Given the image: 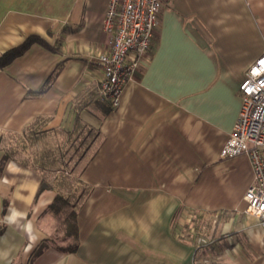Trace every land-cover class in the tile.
<instances>
[{
  "label": "crops",
  "instance_id": "crops-1",
  "mask_svg": "<svg viewBox=\"0 0 264 264\" xmlns=\"http://www.w3.org/2000/svg\"><path fill=\"white\" fill-rule=\"evenodd\" d=\"M165 1L150 58L119 104L104 116L96 101L78 112L99 135L77 172L91 191L77 209L75 251L45 242L57 227L45 211L55 192L35 199L37 170L14 155L2 162L0 151V264H264V233L243 199L250 159L219 156L239 84L264 53V0ZM107 4L0 0V53L31 34L56 48L33 42L0 69V133L37 117L47 119L41 130L71 127L101 75L93 57L107 47ZM193 211L205 212L204 232Z\"/></svg>",
  "mask_w": 264,
  "mask_h": 264
},
{
  "label": "built area",
  "instance_id": "built-area-1",
  "mask_svg": "<svg viewBox=\"0 0 264 264\" xmlns=\"http://www.w3.org/2000/svg\"><path fill=\"white\" fill-rule=\"evenodd\" d=\"M165 5V0H108L102 22L107 47L93 60L101 70L99 96L107 97L113 108L124 83L150 58ZM239 91L238 116L219 156L249 157L252 182L243 194L245 210L258 217L264 233V53L246 71Z\"/></svg>",
  "mask_w": 264,
  "mask_h": 264
},
{
  "label": "trees",
  "instance_id": "trees-1",
  "mask_svg": "<svg viewBox=\"0 0 264 264\" xmlns=\"http://www.w3.org/2000/svg\"><path fill=\"white\" fill-rule=\"evenodd\" d=\"M33 42H37L50 50L56 49L40 35L31 34L21 43L0 53V69H3L15 57L21 55ZM94 63L97 65L96 62ZM60 68L61 63H57L42 86L37 90H33V92L35 94L42 93L56 77ZM99 95L98 80L95 88L90 89L87 96L75 106L76 114L71 127L68 129H54L61 135L59 143L52 149L48 148L44 150L39 156V160H37V168L44 170L46 168H52L55 165L59 171V174L55 177L57 189L53 184L49 183L48 180L40 177L35 199L45 189H51L55 192L53 200L47 205L45 211L51 213L55 218L57 227L54 234L49 236L45 242L52 243L54 247L64 253L75 251L77 248V209L91 191L90 186L84 184L77 178V172L80 169L81 163L87 161L95 152V148H93L94 142L99 135L97 130L82 121L78 112L92 101H96L101 115H106L113 107L107 97H100ZM42 119L43 118L37 117L27 125L26 130L29 135L32 134L31 138L36 137L35 139H37L41 134L45 133V130L41 131L39 128V123ZM9 155L12 156V154L4 153L2 162H4ZM193 214L195 216L192 223L196 228V234L200 229L202 232L207 230L209 222H206L205 228L201 225H204V223H200L205 219V212L193 211ZM194 239L197 241L198 236ZM59 242H62L63 245H60ZM43 245H45V243H43ZM43 245H39L35 253L40 251Z\"/></svg>",
  "mask_w": 264,
  "mask_h": 264
},
{
  "label": "rangeland",
  "instance_id": "rangeland-1",
  "mask_svg": "<svg viewBox=\"0 0 264 264\" xmlns=\"http://www.w3.org/2000/svg\"><path fill=\"white\" fill-rule=\"evenodd\" d=\"M46 124L47 119H42L39 123V128L45 127ZM46 133L45 135L41 134L37 139H35L36 137L31 138L32 134L29 135L26 129L21 133H0V151L3 153L10 152L14 157L25 159L28 164L33 166V169L35 168V170H37L42 178L48 181L50 180L49 182L57 189L55 185V177L59 174L57 167L54 165L52 168H46L44 170L37 168L38 166L36 167L37 160H39L41 153L48 148H54L61 140V135L56 134L55 131L48 130Z\"/></svg>",
  "mask_w": 264,
  "mask_h": 264
}]
</instances>
